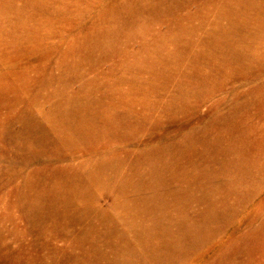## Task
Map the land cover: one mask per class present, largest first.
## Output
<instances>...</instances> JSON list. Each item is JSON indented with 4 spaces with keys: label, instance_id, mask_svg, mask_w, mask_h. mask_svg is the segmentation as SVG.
Returning a JSON list of instances; mask_svg holds the SVG:
<instances>
[{
    "label": "rangeland",
    "instance_id": "1",
    "mask_svg": "<svg viewBox=\"0 0 264 264\" xmlns=\"http://www.w3.org/2000/svg\"><path fill=\"white\" fill-rule=\"evenodd\" d=\"M0 264H264V0H0Z\"/></svg>",
    "mask_w": 264,
    "mask_h": 264
}]
</instances>
